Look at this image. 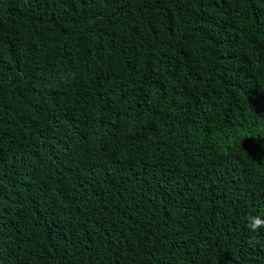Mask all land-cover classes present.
Masks as SVG:
<instances>
[{"label": "trees", "instance_id": "1", "mask_svg": "<svg viewBox=\"0 0 264 264\" xmlns=\"http://www.w3.org/2000/svg\"><path fill=\"white\" fill-rule=\"evenodd\" d=\"M264 0H0V264H264Z\"/></svg>", "mask_w": 264, "mask_h": 264}, {"label": "clouds", "instance_id": "2", "mask_svg": "<svg viewBox=\"0 0 264 264\" xmlns=\"http://www.w3.org/2000/svg\"><path fill=\"white\" fill-rule=\"evenodd\" d=\"M246 227L251 233H258L261 229H264V217L260 215L248 216Z\"/></svg>", "mask_w": 264, "mask_h": 264}]
</instances>
